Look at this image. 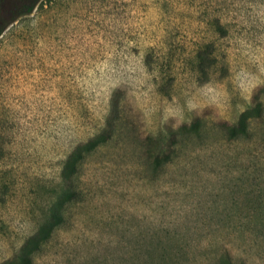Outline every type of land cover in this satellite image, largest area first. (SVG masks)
Wrapping results in <instances>:
<instances>
[{
  "label": "rangeland",
  "instance_id": "obj_1",
  "mask_svg": "<svg viewBox=\"0 0 264 264\" xmlns=\"http://www.w3.org/2000/svg\"><path fill=\"white\" fill-rule=\"evenodd\" d=\"M21 256L264 264V0H40L5 27L0 264Z\"/></svg>",
  "mask_w": 264,
  "mask_h": 264
},
{
  "label": "trees",
  "instance_id": "obj_2",
  "mask_svg": "<svg viewBox=\"0 0 264 264\" xmlns=\"http://www.w3.org/2000/svg\"><path fill=\"white\" fill-rule=\"evenodd\" d=\"M40 0H15L13 7L5 10V0H0V34L5 29V27L14 21L18 16L23 13L30 12L34 5L37 4ZM22 264H32L29 257L21 256ZM217 262V261H216ZM214 262L213 264H217ZM225 264H241L231 259H224Z\"/></svg>",
  "mask_w": 264,
  "mask_h": 264
}]
</instances>
